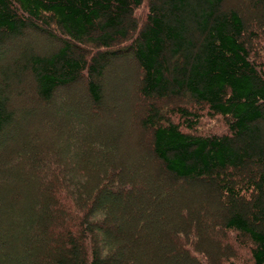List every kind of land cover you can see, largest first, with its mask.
I'll return each instance as SVG.
<instances>
[{
  "label": "trees",
  "instance_id": "1",
  "mask_svg": "<svg viewBox=\"0 0 264 264\" xmlns=\"http://www.w3.org/2000/svg\"><path fill=\"white\" fill-rule=\"evenodd\" d=\"M253 3L264 6V0ZM31 32L36 46L45 36L62 44L41 52L30 45ZM81 45L89 50L81 52ZM263 53L264 18L250 26L225 0H0V138L26 110L10 102L25 72L36 101L56 110L48 136L55 145L37 143L25 157L45 193L35 199L30 188L13 193L0 185V257L9 251L19 258L21 241L23 264H29V243L36 249L32 264H120L118 255L132 239L112 222L111 207L126 203V157L117 160L119 134L87 102L99 115L106 104L103 76L114 64L124 72L125 59L137 65L135 86L127 89L145 108L142 123L154 166L163 171L159 179L173 189L202 184L219 206L200 215L213 219L215 246H206L197 222L189 231L173 226L177 231L170 230L164 246L184 251L193 264H264ZM83 76L87 98L75 99L74 84ZM16 152L4 150L3 164L13 165L0 176H18L24 160ZM159 188L156 196H165ZM139 200L142 211L131 213L135 227L166 223L142 191ZM28 207L34 225L27 222L19 234L11 215L24 224ZM47 229L48 256L40 248Z\"/></svg>",
  "mask_w": 264,
  "mask_h": 264
},
{
  "label": "rangeland",
  "instance_id": "2",
  "mask_svg": "<svg viewBox=\"0 0 264 264\" xmlns=\"http://www.w3.org/2000/svg\"><path fill=\"white\" fill-rule=\"evenodd\" d=\"M254 1L255 0H225V7L233 6L241 10L248 21V25L251 26L253 20L264 18V6L256 5L253 3ZM33 35L34 33L32 34L31 32L30 45L35 46V48L41 52H47L52 46L62 44L59 39L53 42L51 37L47 38L45 36L42 41L43 46H36L35 41L32 40ZM26 38L29 37L27 36ZM22 40L25 41V39ZM78 48L84 53L89 50L87 45L84 47L81 45ZM0 57L2 60L4 59L1 55ZM121 65L124 67V72H121L114 64L111 65L108 72L106 71V74L103 76L106 104L103 105V109L99 115L93 112L95 109L94 105H92L90 101L87 102V106L90 105L88 107L89 112H91L93 116L98 117L103 124L109 125V129L113 134H119L121 154L117 160L122 159L123 156L126 157L123 175L125 176V183L128 182L127 185L130 187L124 198L126 203L124 204L125 206L123 205L122 207V200H120V202L117 201L113 203L111 207L112 222L118 226L123 233L129 235V239H132L128 242L127 249H125L122 254L118 255L120 259L119 262L120 264L124 261H131L132 264H157L156 261H158L159 264H193L190 258H187V254L184 251L177 250L173 246L166 247L162 240H166L169 236L173 238V233L171 232L174 228L173 226L180 225L182 226L181 228L189 231V229L192 228V224L197 222L196 224L200 223L203 227L200 236L205 237L206 246L209 248L215 246L219 241H217L214 232L215 226L211 222L213 219L211 218V221H205V219H200V215L201 213H206V210L214 214L216 212L214 208L216 207L219 209V206H214L215 202L211 199L209 193H207V188L202 184H194L187 187L183 182L181 184L179 183V185L177 184V188L173 189V187L167 188L166 183H163L159 179L163 171H158V168L154 166L155 161L150 154V131L144 128L142 123V116L145 112V108L143 105L141 108L139 103L137 105L135 93H130L127 89L129 84L135 86L136 81L134 75L137 65L134 63L131 65L130 62L125 61V59L121 62ZM31 79L30 71H27L24 77L21 78L19 84L16 82L13 84L17 89V93L15 98L10 96V102L14 106L20 104L21 107H25L26 110L23 109L15 115L13 125L6 128L4 136L0 138V171L5 173V169H11L10 167H12L13 164H3V162H5V160L3 161V153L4 150H9L13 147H16L17 152L21 151L23 153L21 158L24 160V164L15 179L0 176V185H8L13 193L30 190L31 196L37 199L39 192L45 191L42 187L44 184L43 181L35 177L36 173L33 174V170L25 160V157L27 155L29 156L31 151L35 150V145L37 143H40V146L45 143H49L50 146L55 145L54 141L48 140V136H50L49 133L52 132L50 120H52V117H55L56 110L54 106L48 103L45 104L36 101ZM84 79L85 76L80 77V79L76 81V84H74L75 86L72 91L74 92L75 99L79 97V93H83L84 100L87 98L84 95ZM209 123H211V121L208 122L207 125ZM7 161L8 160H6V162ZM147 173L150 174V179L144 180ZM154 173H157V179H155V181L153 180L154 177H152ZM159 187L162 188L161 191L165 189V196H156L157 191L160 189ZM141 191L145 194L154 210L158 211V215L161 217L164 216V218L166 217V223L160 221L153 226L148 224L142 227L138 225V227L136 226L137 228L135 227V217H133L131 213L135 211V214H138L142 211V209L137 206V204H141V201H136L139 199ZM106 199L107 197L100 198L97 204H103ZM134 203H136L135 206ZM127 206L131 207L130 214L128 213L129 210L127 211ZM162 206H164V208H162ZM184 206L187 209V214L182 212ZM185 216H188L189 219L186 220L187 217ZM22 217L25 222L24 224H22L23 221H21V218L16 215H11V220L14 224L16 222L19 223L21 227L19 234L24 235L26 233L25 231H27L25 229L27 227L26 223L28 222L34 225L30 207L24 209ZM183 219H185V222ZM3 222L4 220L2 217L0 219V231L3 228ZM29 230H31V228ZM175 231L177 230L175 229ZM43 235L47 238H44L45 244L41 245L40 248H42V252H46L48 256L49 252H52L50 242L47 240L50 239L49 230H44ZM36 238L38 239L39 237L35 236L34 239ZM41 238L43 237L41 236ZM170 240L172 239L170 238ZM29 244L31 245V253L29 254L28 263L32 264L31 256L36 249H34L32 243ZM1 245L0 242V248ZM25 245L26 244L23 242H19V250L17 252L18 254L20 253L19 258L17 255L15 256L7 251L1 255L0 264H23L22 250H25ZM184 260H186V262H183Z\"/></svg>",
  "mask_w": 264,
  "mask_h": 264
},
{
  "label": "bare ground",
  "instance_id": "3",
  "mask_svg": "<svg viewBox=\"0 0 264 264\" xmlns=\"http://www.w3.org/2000/svg\"><path fill=\"white\" fill-rule=\"evenodd\" d=\"M263 54H264V53H263ZM130 55H131V54H130ZM129 57H130V56H129ZM209 116H210V115H209ZM219 118H220V117H219ZM215 122H216V121H215ZM207 123H208V122H207ZM213 124H214V123H213ZM216 124H217V123H216ZM216 124H215V125H216ZM205 127H206V126H205ZM200 130H201V129H200ZM202 130H204V129H202Z\"/></svg>",
  "mask_w": 264,
  "mask_h": 264
}]
</instances>
